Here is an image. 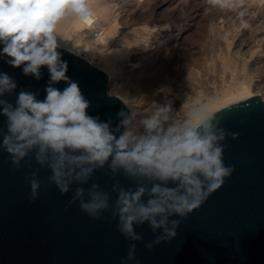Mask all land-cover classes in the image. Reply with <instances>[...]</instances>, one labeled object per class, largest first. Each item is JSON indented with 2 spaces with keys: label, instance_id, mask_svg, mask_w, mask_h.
I'll return each instance as SVG.
<instances>
[{
  "label": "clouds",
  "instance_id": "9594fccd",
  "mask_svg": "<svg viewBox=\"0 0 264 264\" xmlns=\"http://www.w3.org/2000/svg\"><path fill=\"white\" fill-rule=\"evenodd\" d=\"M206 3L210 10L218 12L239 8L235 0ZM94 16L89 0H0V55L10 58L6 62L12 67L23 66L25 75L39 79L40 69L47 67L51 83L67 82L68 65L58 51V25L68 17L92 25ZM15 88L7 74H0V95ZM46 93V98L38 101L34 94L21 91L15 107L0 101L8 121L0 147L10 157L14 170L18 171L21 162L35 150L36 163L47 164L51 170L49 182L56 185L61 195L67 194L75 182L86 183L94 167H103L109 157L113 169L122 167L133 176L159 181L151 188L118 190L112 215L118 220L117 231L133 241L121 264H139L134 242L142 241L143 236L134 225L147 223L153 233L161 230L160 235L144 244L148 250L171 242L182 221L200 209L235 171L234 166L224 163V142L229 136L236 139L238 133L228 132L221 126L222 119L207 108L198 106L182 122L165 129L160 120H169L172 105L156 104L153 116L144 122L146 134L134 136L125 131L117 138L107 123L87 114L89 104L76 82H69L63 91L48 86ZM122 123L127 125L129 121ZM77 152L80 154L75 155ZM36 177L35 171L30 177L25 174L29 202L39 198L41 182ZM169 182L174 186H168ZM98 188L93 184L84 199L85 189L77 187L69 203L79 201L80 209L90 218L106 219L102 213L109 210L110 198ZM171 216L181 219L170 220Z\"/></svg>",
  "mask_w": 264,
  "mask_h": 264
},
{
  "label": "water",
  "instance_id": "95a60500",
  "mask_svg": "<svg viewBox=\"0 0 264 264\" xmlns=\"http://www.w3.org/2000/svg\"><path fill=\"white\" fill-rule=\"evenodd\" d=\"M58 51L68 65L67 82L51 83L47 67L40 69L39 79L25 75L23 66L12 67L6 62L10 58L0 55V74H7L16 84L15 89L0 95V101L15 107L21 91L43 101L48 86L63 91L69 82H76L89 104L87 114L107 123L119 138L130 125L132 113L120 96L109 92L107 72L67 48L59 47ZM3 107L0 104V143L8 123ZM120 112L125 115H118ZM214 113L222 119V127L238 133L236 139L229 136L224 142V163L234 166L235 171L200 209L182 221L171 242L148 250L144 244L160 235L161 230L153 233L147 223L134 225L143 236L142 241L134 242L139 264H264V98L248 92ZM126 119L129 123L124 125ZM33 171L41 188L39 198L29 202L25 174L30 177ZM50 175L47 164L36 163L35 150L17 171L0 147V264H121L133 241L117 231L118 220L112 215L118 190L151 188L159 181L133 176L122 167L113 169L112 157L103 167L96 165L86 183L71 184L65 195L49 182ZM93 184L110 198L103 220L90 218L80 209L79 201L69 203L77 187L85 189L87 199ZM168 186L174 185L169 182Z\"/></svg>",
  "mask_w": 264,
  "mask_h": 264
},
{
  "label": "rangeland",
  "instance_id": "374dc122",
  "mask_svg": "<svg viewBox=\"0 0 264 264\" xmlns=\"http://www.w3.org/2000/svg\"><path fill=\"white\" fill-rule=\"evenodd\" d=\"M109 1L110 0H103V2L107 3V5H109V8L111 7L112 11H114V12H112L110 10L111 15H112V19H113V23L118 27V29H116L117 27H115V33L111 37L110 41H107V42H99L98 41L95 44V46L93 47V49L91 48V50H90V49H87V47H86L87 43L84 40H82L81 43L75 42V39H77L79 36L78 33H76V32L73 33L71 30H69L67 27L64 26L63 31L65 30L67 41H65L62 45L60 44V47L67 48V49L75 52L76 54L82 56L83 58H85L90 63L102 68L103 70H105L108 75L111 73V75H113V77L119 76V77H117L118 80L122 79L121 82H119V83L122 84V82H123V85L120 84L121 85L120 86L118 84V82L116 81L115 83H117L118 86H117V84L115 86L114 85L115 83H114V84H111V86H110L111 88L109 89V85H108V90L113 95H118V96L121 95V96H123V98H128L126 100H129L130 103L132 102L133 104H135V103H136V105L138 104L137 107L139 108V110H137V112H138L137 117L144 116V117L150 119L153 116V112H155L156 103L159 105H163V104L167 103L170 99L169 96H171L173 98L176 96L175 98L177 99V101L181 102V104L179 103V108L180 109L182 108V110L184 108L185 110H183V111H186V110H188V105H190L189 102L194 103V104H191L189 106V109L192 106H193L192 108H194L195 107L194 105H196V107H197L198 105H200L198 103H202V102L204 103L208 100L209 97L214 96V94L221 93L220 90L223 91L222 88L226 89V87L231 85L233 81L240 82L239 80L242 77H243L242 79H244V78L251 79L254 77V79H251L252 82H255L256 79H261L264 81V73H263L264 70L262 72V69H264V67H263L264 66V63H263L264 62V59H263L264 56L260 55V53L264 54V50H263L264 45L261 44L262 40H260V46L262 45L261 46L262 48L259 46V38L263 39V37H264V21H263L264 20V5H263L264 0H257V1L256 0H235V1H239V2H237L238 4L241 3V6L239 4L240 11H243V12L245 11L244 15H243V18L245 17V20L240 15L241 17L238 16L239 19H237L239 22L235 19H234L235 21H233V18H238L237 15H239L238 14L239 9H237L238 11L235 12V14L233 11L231 13L228 11L219 13L218 11L216 12L215 10H210L207 8L208 5L205 2L206 0H204V1H202V0H142V1L141 0H135L134 2H133V0H131V1L130 0H123V2H121L122 0H119V1L118 0H112L110 2ZM124 1H127V2L129 1V3L127 5H125V4H123V3H125ZM259 2H261V3H259ZM248 3H250V4H248ZM121 4H122V6H121ZM131 4L133 5L132 6L133 8L131 7ZM140 4L142 6H140ZM144 5L148 8H146ZM159 5H161V6H159ZM197 5H199V6H197ZM124 7L126 8V10ZM252 7H254V9ZM131 8L134 9V11L131 12V10H132ZM256 8H258V11ZM260 8H261V10H259ZM118 10H119V12H118ZM202 11H204L203 12L204 16L201 15ZM140 12H142V15ZM248 12L249 13L251 12L250 15ZM127 13H128V15L126 18V15H124V14H127ZM131 13H133V14H131ZM136 13H139L141 16L139 14L136 15ZM222 13L224 14V16ZM228 14L230 15V17ZM246 14L249 17L248 16L246 17ZM158 15H159V17H158ZM146 16H147V19H146ZM201 16H203V18ZM117 17H119V18L117 19ZM120 17H122V18H120ZM250 17H252V18H250ZM227 18H228V20H227ZM256 18H257V24L258 25L256 24ZM259 18H261V19H259ZM119 19L121 22L118 21ZM123 19H125V21L127 20L126 21L127 23ZM226 20H227V22H225ZM253 20H254V22H253ZM122 21H123V23H122ZM190 21H192V22H190ZM218 21H220V22H218ZM228 21L229 22L231 21V24ZM250 21H251V23H250ZM196 22H197V24H196ZM221 22H222V24H221ZM232 22H234V23L236 22L235 24L240 25V26H236L234 23L232 24ZM120 23H122V24H120ZM167 23H168V25H167ZM193 23H195V24H193ZM224 23H225V25H224ZM248 23H250V24H248ZM123 24H125V27ZM133 24L134 25L136 24L137 26H134ZM163 24L166 27H163ZM226 24H227V26H226ZM140 25H141V28L139 27ZM234 25H235V28H234ZM252 26H253V28H252ZM186 27H187V29H185ZM236 27L238 28V30ZM144 28L146 30H144ZM227 28H228V31H227ZM257 28H259V29H257ZM229 29H230V32H229ZM260 29H261V31L263 29V31L260 32L259 31ZM129 30H130V33H129ZM222 30H223V32H222ZM231 30H233V31L235 30L237 34L235 32L234 33L231 32ZM252 30L255 33L256 32L257 33L255 34ZM256 30H258V31H256ZM187 31H190L189 34H187ZM194 31H195V33H194ZM226 31L230 34V36ZM247 31H249L250 33L252 31L253 33L249 34V32H247ZM134 32H135V35H137L135 37L132 35ZM151 32H155V33L152 34ZM156 32H158V33H156ZM238 32H239V35H238ZM258 32H260L262 36H259L260 33H258ZM127 33L129 35H126ZM221 33L222 34L224 33V34L222 35ZM225 33L228 34L229 40L227 38L228 36L225 35ZM154 34H156V35H154ZM184 34H186L187 37ZM245 34H247L249 36L252 35L253 37H251V38L252 39L255 38L254 40H256V41H254V40L253 41L255 43L258 42L256 44H258V46L260 47L259 48L257 45H253L255 43L252 42L253 43L252 44L253 49H251V50H253L254 53H252V51H251V53H252V55L250 54L251 56L250 55L248 56V53H244V50H242L243 48L241 50L237 51L238 43H236V45H235V41L239 42L238 39L242 35H245ZM257 34H259V35H257ZM125 35H126V37H125ZM152 35H154V36H152ZM231 35H232V37H231ZM255 35H256V37H255ZM127 36H128V38H127ZM223 36H225L226 38L224 37V39H223L222 38ZM257 36H259V38ZM233 38L235 41L233 40ZM155 39H157V40H155ZM158 39H159V41H158ZM225 40H228L227 43H225L226 42ZM141 41L143 43H141ZM223 41H224V44L226 46V47H224L225 51H223L224 50L223 49L224 44H222ZM232 41H233V44H232ZM129 44H130V46H128ZM134 44L138 45L137 46L138 48ZM139 44L140 45L144 44V46L143 47L139 46ZM147 44H148V46H147ZM151 45H152V47H151ZM145 46H147L148 49ZM149 46L151 47V49H149L150 48ZM154 46L157 49H154L155 48ZM157 46H159V47H157ZM233 46H235V47H233ZM167 47H168V49H164ZM235 48H236L237 52H231L233 50L235 51ZM114 49H118L119 52L113 53ZM158 49H163L162 52L165 54L164 58L166 60L162 61V60H164V59H162L163 53H160V57H161L159 59L160 63L158 62L157 65H159V64H161V65H159V67L156 65V68H158V69H156V71H153L154 73L151 72V74H150V71H152V70L149 71L150 60L152 58L150 57L149 60L145 59L147 62L145 60L143 61V58H144V55L145 56H149V55L154 56V53L156 54L157 53L156 51H158ZM146 50H148V51H146ZM149 50H151V52ZM255 50L256 51L258 50L257 53L255 52ZM165 52H167V54ZM239 52H240V54L243 53V54H241L242 57L237 56V55H240V54H237ZM222 53L225 56H223ZM140 54H143V56L142 55L140 56ZM220 54H222V56ZM226 54L228 57L226 56ZM133 55L135 58L133 57ZM166 55H168V56H166ZM255 55H256V57H254ZM257 56H258V58H257ZM108 57H110V58H108ZM252 57H253V59H252ZM222 58H223V60H222ZM242 58L245 61H243ZM255 59H257V60H255ZM227 60L229 61V64L231 62L233 64L232 63L230 65L228 63H227L228 65L224 64V62ZM112 61H113V63H112ZM258 61L260 64L258 63ZM261 61H262L263 66H261L262 65ZM109 62H111V63H109ZM143 62H144V66L140 64V63L143 64ZM244 62H245V64H242ZM147 63H149V64H147ZM112 64H114V67ZM131 64H133V65H131ZM162 64H163V66H162ZM254 65H256V67H257V65H260V66L257 67V70H253L252 66H254ZM146 66H148V67H146ZM223 66L224 67L227 66V67L224 68ZM160 68H162L163 70ZM253 71L256 72L257 74L254 73ZM145 72H147V73H145ZM116 73L119 75H117ZM172 74H174V75H172ZM245 74L247 77L245 76ZM254 74H256L257 76ZM149 77L152 80L149 79ZM147 79L150 82V84L147 81ZM227 82L228 83L231 82V84H228ZM164 87H165V89H164ZM167 87L169 88V90L168 89L166 90ZM121 88L124 89L125 92H124V90H120ZM170 89H172V90H170ZM165 92H167V93H165ZM174 92H176V94ZM198 92H200V93H198ZM263 92H264V90L259 92L260 93L259 95L261 97L264 96ZM123 93L125 96L122 95ZM173 93H174V95H173ZM178 94H181L183 97L185 95L186 97H184V100H183V97H181V95H178ZM210 94H211V96H210ZM160 95H162V96H160ZM207 95H209V96H207ZM132 97H134V98H132ZM167 98H169V99H167ZM165 99L168 101L164 102V101H166ZM199 99H200V101H199ZM130 100H133L134 102L130 101ZM183 103H185V105ZM187 103H189V104L187 105ZM141 106H143V107H141ZM141 111H144V113ZM140 112L142 115L140 114ZM161 120H163V119L161 118ZM161 120H160V123L162 122Z\"/></svg>",
  "mask_w": 264,
  "mask_h": 264
},
{
  "label": "bare ground",
  "instance_id": "6f19581e",
  "mask_svg": "<svg viewBox=\"0 0 264 264\" xmlns=\"http://www.w3.org/2000/svg\"><path fill=\"white\" fill-rule=\"evenodd\" d=\"M110 1H112V0H110ZM109 1V2H110ZM119 1V0H118ZM131 1V0H130ZM135 0H133V2H134ZM142 1V0H141ZM202 1H204V0H202ZM257 1V0H256ZM121 2H123V0L121 1ZM125 3H123V4H125V5H127L128 3H129V1L127 2V1H124ZM146 2V1H145ZM149 2V1H148ZM157 2V1H156ZM162 2V1H161ZM188 2V1H187ZM206 2V1H205ZM236 3L237 2H239V1H235ZM242 2V1H241ZM248 2V1H247ZM252 2V1H251ZM262 2V1H261ZM261 2H259V3H261ZM89 3H90V6L94 9V12H95V16H94V18H93V24L92 25H87V24H83V23H80V22H77V21H75V20H73L71 17H68V18H66V19H64L59 25H58V32H59V34H60V44L62 45L65 41H67V37H66V33H65V30L63 31V27L65 26V27H67L69 30H71L73 33L74 32H76V33H78L79 34V36H78V38L77 39H75V42H82V40H84L86 43H87V45H86V47H87V49H90L91 50V48L93 49V47L95 46V44L99 41V42H107V41H110V39H111V37L113 36V34L115 33V27H117L114 23H113V19H112V15H111V11H112V9H111V7L109 8V5H107V3H105V2H103V0H89ZM138 3V2H137ZM136 3V4H137ZM155 3V2H154ZM168 3V2H167ZM243 3V2H242ZM116 4V3H115ZM144 4V3H143ZM148 4V3H147ZM157 4V3H156ZM240 4V6H241V3H239ZM244 4V3H243ZM248 4H250V3H248ZM118 5V4H117ZM135 5V4H134ZM151 5V4H150ZM264 5V4H263ZM262 5V6H263ZM116 6V5H115ZM120 6V5H119ZM121 6H122V4H121ZM133 5L131 4V7H132ZM140 6H142L141 4H140ZM145 6V5H144ZM155 6V5H154ZM159 6H161V5H159ZM164 6V5H163ZM193 6V5H192ZM197 6H199V5H197ZM129 7V6H128ZM136 7V6H135ZM134 7V8H135ZM146 7V6H145ZM196 7V6H195ZM207 7V6H206ZM205 7V8H206ZM244 7V6H243ZM247 7V6H246ZM114 8V7H113ZM125 8V7H124ZM133 8V7H132ZM131 8V9H132ZM146 8H148V7H146ZM173 8V7H172ZM175 8V7H174ZM208 9H209V7H207ZM253 9H254V7H252ZM262 8V7H261ZM261 8L259 9V10H261ZM116 9V8H115ZM122 9V8H121ZM130 9V10H131ZM152 9V8H151ZM239 9V11L236 9V10H232L233 12H234V14H235V12H240V8H238ZM257 9V11H258V8H256ZM111 10V11H110ZM125 10H126V8H125ZM136 10V9H135ZM244 10V9H243ZM246 10V9H245ZM123 11V10H122ZM132 11H134V9H132L131 10V12ZM151 11V10H150ZM169 11V10H168ZM197 11V10H196ZM232 11H228V12H232ZM249 11V10H248ZM252 11V10H251ZM112 12H114V11H112ZM118 12H119V10H118ZM128 12V11H127ZM200 12V11H199ZM204 11H202V14L201 15H203L204 13H203ZM212 12V11H211ZM215 12V11H214ZM217 12V11H216ZM245 12V11H244ZM254 12V11H253ZM124 13V12H123ZM126 13V12H125ZM141 13V15H142V12H140ZM145 13V12H144ZM143 13V14H144ZM206 13V12H205ZM220 13V12H219ZM247 13V12H246ZM249 13V12H248ZM251 13V12H250ZM250 13H249V15H250ZM114 14V13H113ZM116 14V13H115ZM122 14V13H121ZM131 14H133V13H131ZM139 13H136V15H138ZM155 14V13H154ZM200 14V13H199ZM212 14V13H211ZM223 14V13H222ZM221 14V15H222ZM239 14V13H238ZM124 15H126V18H127V15H128V13L127 14H124ZM135 15V14H134ZM135 15V16H136ZM140 15V14H139ZM140 15V16H141ZM196 15V14H195ZM220 15V16H221ZM229 15V14H228ZM258 15V14H257ZM120 16V15H119ZM123 16V15H122ZM130 16V15H129ZM155 16V15H154ZM166 16V15H165ZM204 16V15H203ZM203 16H201L202 18H203ZM223 16H224V14H223ZM238 16H240V15H237V17ZM248 15L246 14V17H247ZM252 16V15H251ZM256 16V15H255ZM124 17V16H123ZM139 17V16H138ZM158 17H159V15H158ZM219 17V16H218ZM229 17H230V15H229ZM228 17V18H229ZM241 17V16H240ZM249 17V16H248ZM253 17V16H252ZM252 17H250V18H252ZM262 17V16H261ZM119 17H117V19H118ZM120 18H122V17H120ZM129 18V17H128ZM134 18V17H133ZM137 18V17H136ZM145 18V17H144ZM143 18V19H144ZM151 18V17H150ZM157 18V17H156ZM228 18H227V20H228ZM242 18H243V16H242ZM255 18V17H254ZM146 19H147V16H146ZM237 20V19H239V17L238 18H233V21H235V20ZM241 19V18H240ZM244 20H245V17L243 18ZM259 19H261V18H259ZM124 21H125V19H123ZM192 20V19H191ZM199 20V19H198ZM202 20V19H201ZM225 20V19H224ZM227 20L225 21V22H227ZM230 20V19H229ZM118 21H120V19L118 20ZM127 21V20H126ZM125 21V22H126ZM148 21V20H147ZM151 21V20H150ZM238 21V20H237ZM241 21V20H240ZM264 21V20H263ZM121 22V21H120ZM124 22V23H125ZM158 22V21H157ZM166 22V21H165ZM190 22H192V21H190ZM198 22V21H197ZM197 22H196V24H197ZM202 22V21H201ZM218 22H220V21H218ZM229 22V21H228ZM239 22V21H238ZM246 22V21H245ZM253 22H254V20H253ZM260 22V21H259ZM122 23H123V21H122ZM122 23H120V24H122ZM127 23V22H126ZM130 23V22H129ZM230 24H231V21L229 22ZM234 22H232V24H233ZM236 23V22H235ZM234 23V24H235ZM243 23V22H242ZM250 23H251V21H250ZM250 23H248V24H250ZM262 23V22H261ZM117 24V23H116ZM119 24V25H120ZM137 24V23H136ZM134 25V26H137V25ZM165 24V23H164ZM164 24H163V27H166V26H164ZM190 24V23H189ZM192 24V23H191ZM193 24H195V23H193ZM205 24V23H204ZM221 24H222V22H221ZM256 24H257V18H256ZM118 25V26H119ZM124 25V27H125V24H123ZM167 25H168V23H167ZM224 25H225V23H224ZM236 25V24H235ZM235 25H234V28H235ZM245 25V24H244ZM253 25V24H252ZM258 25V24H257ZM131 26V25H130ZM133 26V27H134ZM150 26V25H149ZM188 26V25H187ZM197 26V25H196ZM226 26H227V24H226ZM236 26H240V25H236ZM261 26V25H260ZM140 28H141V25L139 26ZM146 27V26H145ZM151 27V26H150ZM191 27V26H190ZM250 27V26H249ZM256 27V26H255ZM254 27V28H255ZM120 28V27H119ZM127 28V27H126ZM132 28V27H131ZM136 28V27H135ZM149 28V27H148ZM159 28V27H158ZM194 28V27H193ZM226 28V27H225ZM229 28V27H228ZM228 28H227V31H228ZM231 28V27H230ZM237 28V27H236ZM252 28H253V26H252ZM251 28V29H252ZM116 29H118V27L116 28ZM129 29V28H128ZM185 29H187V27L185 28ZM198 29V28H197ZM224 29V28H223ZM250 29V28H249ZM257 29H259V28H257ZM131 30V29H130ZM130 30H129V33H130ZM144 30H146L145 28H144ZM170 30V29H169ZM193 30V29H192ZM195 30V29H194ZM213 30V29H212ZM237 30H238V28H237ZM243 30V29H242ZM245 30V29H244ZM118 31V30H117ZM116 31V32H117ZM154 31V30H153ZM191 31V30H190ZM190 31H187V34H189V32ZM196 31V30H195ZM195 31H194V33H195ZM226 31V32H227ZM241 31V30H240ZM246 31V30H245ZM253 31V30H252ZM251 31V33H253ZM256 31H258V30H256ZM260 32H262L263 31V29H262V31H261V29L259 30ZM132 32V31H131ZM184 32V31H183ZM222 32H223V30H222ZM229 32H230V29H229ZM231 32H235L236 33V31L234 30H231ZM242 32V31H241ZM247 32H249V31H247ZM260 32H258V33H260ZM122 33V32H121ZM152 34L153 33H155V32H151ZM156 33H158V32H156ZM228 33V32H227ZM250 32H249V34H251ZM255 33V32H254ZM257 33V32H256ZM255 33V34H256ZM181 34V33H180ZM197 34V33H196ZM213 34V33H212ZM222 34V33H221ZM224 34V33H223ZM222 34V35H223ZM229 34V33H228ZM228 34H226L225 33V35H227L228 36ZM237 34V33H236ZM126 35H129L128 33L126 34ZM126 35H125V37H126ZM134 37L135 36H137V35H135V32L132 34ZM154 35H156V34H154ZM154 35H152V36H154ZM186 37H187V35L186 34H184ZM183 35V36H184ZM220 35V34H219ZM233 35V34H232ZM232 35H231V37H232ZM238 35H239V32H238ZM247 34H245V35H242L238 40H239V42H236L235 40H234V38H233V40L235 41V45H236V43H238V47H237V51L238 50H241L242 48V50H244V53H248V56L251 54L252 55V53H254L253 52V50H251V49H253L252 48V42H254V41H256V40H254V39H252L251 37H253L252 35L251 36H249V35H247ZM257 35H259V34H257ZM158 36V35H157ZM229 36H230V34H229ZM229 36L227 37L228 38V40H229ZM236 36V35H235ZM249 36V37H248ZM259 36H262L261 35V33H260V35ZM259 36H257L258 38H259ZM116 37V36H115ZM146 37V36H145ZM182 37V36H181ZM221 37V36H220ZM224 37L225 36H223L222 38L224 39ZM230 37V38H231ZM255 37H256V35H255ZM127 38H128V36H127ZM147 38V37H146ZM226 38V37H225ZM145 39V38H144ZM148 39V38H147ZM168 39V38H167ZM184 39V38H183ZM115 40V39H114ZM127 40V39H126ZM155 40H157V39H155ZM222 40V39H221ZM228 40H225L226 42L225 43H227V41ZM254 40V41H253ZM260 40H262V43L261 44H263L264 45V37H263V39L262 38H259V46H260ZM147 41V40H146ZM151 41V40H150ZM158 41H159V39H158ZM162 41V40H161ZM164 41V40H163ZM186 41V40H185ZM258 41V40H257ZM124 42V41H123ZM148 42V41H147ZM152 42V41H151ZM157 42V41H156ZM165 42V41H164ZM168 42V41H167ZM135 43V42H134ZM140 43V42H139ZM141 43H143L142 41H141ZM153 43V42H152ZM151 43V44H152ZM162 43V42H161ZM255 43V42H254ZM256 43H258V42H256ZM253 44V45H257L258 46V44ZM114 44V43H113ZM155 44V43H154ZM222 44H224V41H223V43ZM232 44H233V41H232ZM245 44V45H244ZM134 45H136V44H134ZM146 45V44H145ZM165 45V44H164ZM169 45V44H168ZM167 45V46H168ZM117 46V45H116ZM120 46V45H119ZM128 46H130V44L128 45ZM138 45H136V47H137ZM139 46H144V44H139ZM147 46H148V44H147ZM147 46H145L146 48H147ZM258 46V47H259ZM262 46V45H261ZM260 46V47H261ZM114 47V46H113ZM126 47V46H125ZM144 47V48H145ZM150 47V46H149ZM151 47H152V45H151ZM151 47L149 48V49H151ZM155 47V46H154ZM157 47H159V46H157ZM166 47V46H165ZM224 47H226L225 46V44H224V46H223V49H224ZM233 47H235V46H233ZM254 47V46H253ZM257 47V48H258ZM259 47V48H260ZM264 47V46H263ZM138 48V47H137ZM162 48V47H161ZM232 48V47H231ZM230 48V49H231ZM245 48V49H244ZM256 48V47H255ZM262 48V47H261ZM119 49V48H118ZM118 49H114V51H113V53H118L119 52V50ZM148 49V48H147ZM154 49H157L156 47L154 48ZM164 49H168V47L167 48H164ZM229 49V48H228ZM145 50V49H144ZM153 50V49H152ZM263 50H264V48H263ZM134 51V50H133ZM141 51V50H140ZM146 51H148V50H146ZM150 52H151V50H149ZM163 51V49H158V51H156L157 53L155 54L154 53V56L152 55V56H150L149 54V56H145L144 55V58H143V61L145 60V59H148L149 60V58L151 57L152 59L150 60V69H149V71L150 70H152V71H150V74H151V72L152 73H154L153 71H156V69H158V68H156V65L158 64V62H159V59L161 58L160 57V53H163L162 52ZM168 51V50H167ZM223 51H225V49L223 50ZM236 51V48H235V51L233 50V51H231V52H237ZM251 51H252V53H251ZM258 51V50H257ZM257 51L255 50V52L257 53ZM260 51V50H259ZM132 52V51H131ZM144 52V51H143ZM142 52V53H143ZM154 52V51H153ZM222 52V51H221ZM220 52V53H221ZM262 52V51H261ZM138 53V52H137ZM140 53V52H139ZM147 53V52H146ZM166 54H167V52H165ZM260 53V52H259ZM258 53V54H259ZM145 54V53H144ZM223 54V53H222ZM222 54H220L221 56H222ZM231 54V53H230ZM236 54V53H235ZM237 54H240V52L239 53H237ZM241 54H243V53H241ZM241 54L240 55H237V56H240V57H242L241 56ZM106 55V54H105ZM131 55V54H130ZM143 56V54H140V56ZM162 55V54H161ZM165 54L163 53V58L162 59H164V60H162V61H165L166 59L164 58L165 56H164ZM218 55V54H217ZM250 55V56H251ZM260 55H262V56H264V54L263 53H260ZM259 55V56H260ZM166 56H168V55H166ZM223 56H225L224 54H223ZM226 56H227V54H226ZM247 56V57H248ZM132 57V56H131ZM130 57V58H131ZM133 57H134V55H133ZM137 57V56H136ZM228 57V56H227ZM246 57V58H247ZM254 57H256V55L254 56ZM108 58H110V57H108ZM135 58V57H134ZM141 58V57H140ZM139 58V59H140ZM244 58V57H243ZM242 58V59H243ZM249 58V57H248ZM257 58H258V56H257ZM142 59V58H141ZM252 59H253V57H252ZM260 59V58H259ZM262 59V58H261ZM263 59H264V57H263ZM129 60V59H128ZM134 60V59H133ZM132 60V61H133ZM136 60V59H135ZM138 60V59H137ZM222 60H223V58H222ZM226 60V59H225ZM249 60V59H248ZM255 60H257V59H255ZM107 61V60H106ZM109 61V60H108ZM130 61V60H129ZM146 61V60H145ZM243 61H245L244 59H243ZM142 62V61H141ZM147 62V61H146ZM109 63H111V62H109ZM112 63H113V61H112ZM160 63V62H159ZM229 64V61L227 60V61H225L224 62V64H226V65H228ZM232 63V62H231ZM230 63V64H231ZM235 63V62H234ZM256 63V62H255ZM258 63H259V61H258ZM264 63V62H263ZM117 64V63H116ZM137 64V63H136ZM139 64V63H138ZM141 65H143L144 66V62H143V64L142 63H140ZM147 64H149V63H147ZM167 64V63H166ZM229 64V65H230ZM233 64V63H232ZM242 64H245V62L244 63H242ZM260 64V63H259ZM261 64H262V61H261ZM113 65V67H114V64H112ZM120 65V64H119ZM118 65V66H119ZM131 65H133V64H131ZM159 65H161V64H159ZM159 65H157L158 67H159ZM241 65V64H240ZM162 66H163V64H162ZM197 66V65H196ZM232 66V65H231ZM238 66V65H237ZM249 66V65H248ZM258 66H260V65H257V67ZM261 66H263V64L261 65ZM146 67H148V66H146ZM145 67V68H146ZM161 67V66H160ZM195 67V66H194ZM201 67V66H200ZM224 67V66H223ZM225 67H227V66H225ZM224 67V68H225ZM241 67V66H240ZM245 67V66H244ZM251 67V66H250ZM253 67V70H257V67H256V65H254V66H252ZM251 67V68H252ZM264 67V66H263ZM141 68V67H140ZM249 68V67H248ZM160 69H162V68H160ZM260 69V68H259ZM145 70V69H144ZM163 70V69H162ZM202 70V69H201ZM263 70L264 69H262V72H263ZM114 71V70H113ZM112 71V72H113ZM148 71V70H147ZM203 71V70H202ZM246 71V70H245ZM259 71V70H258ZM198 72V71H197ZM248 72V71H247ZM254 72V71H253ZM252 72V73H253ZM109 73V72H108ZM114 73V72H113ZM145 73H147V72H145ZM254 73H256V72H254ZM264 73V72H263ZM117 74V73H116ZM257 74V73H256ZM256 74H254V75H256ZM110 76H109V82H108V85H109V89L111 88L110 86H111V84H114L116 81L118 82V84L120 85L121 83H119V82H121V80H118V78L117 77H119V76H114L113 77V75H111V73L109 74ZM117 75H119V74H117ZM148 75V74H147ZM172 75H174V74H172ZM253 75V74H252ZM262 75V74H261ZM231 76V75H230ZM245 76H246V74H245ZM257 76V75H256ZM260 76V75H259ZM148 77V76H147ZM193 77V76H192ZM247 77V76H246ZM263 77V76H262ZM185 78V77H184ZM241 78V77H240ZM243 78V77H242ZM241 78V79H242ZM257 78V77H256ZM255 78V79H256ZM260 78V77H259ZM149 79H151L150 77H149ZM157 79V78H156ZM200 79V78H199ZM239 80L240 82H238V81H233L232 82V84H231V82L230 83H228V84H231V85H229L228 87H226V89L225 88H222V90L223 91H221L220 90V92L221 93H219V94H214L213 92V94H214V96H212V97H209L208 98V100L206 101V102H202V103H198V104H200V105H198L199 107H204V108H207V109H209L210 111H215V110H217V109H219V108H221L222 106H224V105H226V104H228V103H230L232 100H234L235 98H237V97H240V96H242V95H244V94H246V93H250V94H260L259 92H261L262 90H264V81L263 80H261V79H256L255 80V82H252L251 81V79H254V77L253 78H251V79H246V78H244V79H242V80ZM152 80V79H151ZM150 80V81H151ZM155 80V79H154ZM147 81H148V79H147ZM182 81V80H181ZM184 81V80H183ZM254 81V80H253ZM149 82V81H148ZM156 82V81H155ZM174 82V81H173ZM175 83V82H174ZM196 83V82H195ZM116 84L117 83H115L114 85L116 86ZM118 84H117V86H118ZM149 84H150V82H149ZM153 84V83H152ZM167 84V83H166ZM224 84V83H223ZM227 84V85H228ZM121 85H123V82H122V84ZM120 85V86H121ZM169 85V84H168ZM226 85V86H227ZM222 87V86H221ZM125 88V87H124ZM183 88V87H182ZM186 88V87H185ZM148 89V88H147ZM164 89H165V87H164ZM169 90V88L167 87L166 88V90ZM120 90H124V89H120ZM163 90V89H162ZM170 90H172V89H170ZM175 90V89H174ZM173 90V91H174ZM110 92V91H109ZM124 92H125V90H124ZM127 92V91H126ZM159 92V91H158ZM165 93H167V92H165ZM164 93V94H165ZM175 94H176V92H174ZM174 93H173V95H174ZM189 93V92H188ZM198 93H200V92H198ZM264 93V92H263ZM170 94V93H169ZM122 95H124V93L122 94ZM132 95V94H131ZM172 95V96H173ZM178 95H181V94H178ZM125 96V95H124ZM160 96H162V95H160ZM169 96V95H168ZM197 96V95H196ZM207 96H209V95H207ZM210 96H211V94H210ZM120 97L127 103V105L129 106V108H130V110H131V113H132V118H131V123H130V125L125 129V131H127V132H130V133H132L134 136H139V135H142V134H146V127L144 126L145 125V121L148 119V118H146V117H144V116H139V117H137V110H139V108L137 107V105H136V103L135 104H133L132 102V104L129 102V100H126V99H128V98H123V96H121L120 95ZM170 97V99L169 98H167V99H169V101H170V103H171V105H172V111L168 114L169 115V120L168 121H164V120H161L162 122L160 123V125H161V127L162 128H167L168 126H170L171 124H173V123H180V122H182L183 120H184V118H185V116L191 111V110H193V109H195L196 108V105H194L195 107L194 108H190L189 109V106L191 105V104H194V103H192V102H189L190 103V105H188L189 103H187V105H188V110H186V111H183V110H185L184 108H183V110H182V108L180 109L179 108V103L181 104V102H178L177 101V99L174 97H171V96H169ZM180 97V96H179ZM181 97H183L182 95H181ZM184 97H186L185 95H184ZM184 97H183V100H184ZM264 97V96H263ZM132 98H134V97H132ZM159 98V97H158ZM137 99V98H136ZM157 100V99H156ZM166 100V99H165ZM188 100V99H187ZM130 101H133V100H130ZM168 100H166V101H164V102H167ZM168 101V102H169ZM180 101V100H179ZM190 101V100H189ZM192 101V100H191ZM199 101H200V99H199ZM134 102V101H133ZM137 102V101H136ZM143 102V101H142ZM147 102V101H146ZM153 102V101H152ZM159 102V101H158ZM183 102V101H182ZM194 102V101H193ZM139 103V102H138ZM141 104V103H140ZM152 104V103H151ZM157 104V103H156ZM161 104V103H160ZM184 105H185V103H183ZM182 104V105H183ZM181 105V106H182ZM197 106V107H198ZM141 107H143V106H141ZM140 107V108H141ZM147 107V106H146ZM151 107V106H150ZM183 107V106H182ZM187 107V106H186ZM142 109V108H141ZM140 109V110H141ZM141 112H143L144 113V111H141ZM141 112H140V114H141ZM154 113V112H153ZM151 114V113H150ZM142 115V114H141ZM144 115V114H143Z\"/></svg>",
  "mask_w": 264,
  "mask_h": 264
}]
</instances>
